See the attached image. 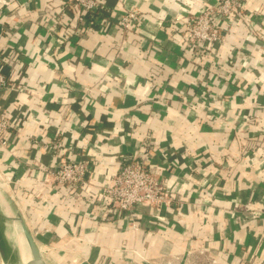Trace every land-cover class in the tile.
<instances>
[{
	"label": "crops",
	"instance_id": "crops-1",
	"mask_svg": "<svg viewBox=\"0 0 264 264\" xmlns=\"http://www.w3.org/2000/svg\"><path fill=\"white\" fill-rule=\"evenodd\" d=\"M205 1L107 0L105 15L139 5L126 40L98 23L72 35L85 21L60 15L58 0H0V64L10 78L0 114L14 119L0 141L4 264L28 258L20 223L47 264H264V0L244 3L258 29L237 21L215 54L195 61L174 17ZM146 135L172 200L139 207L131 227L92 201L118 153ZM54 136L92 167L81 196L36 183L54 161L37 143Z\"/></svg>",
	"mask_w": 264,
	"mask_h": 264
},
{
	"label": "built area",
	"instance_id": "built-area-1",
	"mask_svg": "<svg viewBox=\"0 0 264 264\" xmlns=\"http://www.w3.org/2000/svg\"><path fill=\"white\" fill-rule=\"evenodd\" d=\"M62 12L79 13L83 19V24L78 30L70 32L72 35L80 37L85 31L93 27V23L99 24V30L109 31V27L116 28L122 32L124 39H128L130 31L140 22L141 12L139 5H124L118 11L109 10V14L101 13L108 8L107 0H58ZM124 4V0H117ZM247 0H206L201 9L192 15L183 17L176 14L174 20L180 22L177 28L184 33L186 48L193 51L195 61L206 51L215 54V46L220 45L229 30L235 25L236 21H245L251 29H258L255 16L245 8ZM263 16V15H260ZM113 17H115L113 19ZM87 19V20H86ZM60 25L65 23L59 22ZM260 36L264 39V18L260 20ZM54 26L50 31H55ZM263 30V31H261ZM67 34L58 35L60 43L64 42ZM178 32L173 34L175 39ZM10 78L2 72L0 64V90L6 89ZM23 90V88H19ZM208 102H212L213 96L205 97ZM14 119L7 113L0 114V141L4 144L6 139L3 135L13 124ZM38 148L49 152L54 161L44 168V178L37 180L36 183L46 184L51 187H65L68 191L77 195L82 194L83 187L87 182L86 174L92 170L87 160L77 159L73 156L74 148L68 142L58 137L39 142ZM154 149V140L150 135L138 141L130 152L118 153V168L115 173L105 178L100 185L94 202L101 206V210H108L113 215H121L128 221L131 227L136 226V212L139 207H148L149 210L159 207H167L171 200V186L162 182L159 166L152 160L150 151ZM5 184L13 183L11 175H6L3 179ZM15 183V182H14ZM262 208L258 209L261 212ZM106 210V211H107Z\"/></svg>",
	"mask_w": 264,
	"mask_h": 264
},
{
	"label": "water",
	"instance_id": "water-1",
	"mask_svg": "<svg viewBox=\"0 0 264 264\" xmlns=\"http://www.w3.org/2000/svg\"><path fill=\"white\" fill-rule=\"evenodd\" d=\"M20 232L22 235V239L26 243L27 252H28V258L22 264H47L44 261L28 229L23 223H20ZM4 255H5L4 249L0 244V256L3 257Z\"/></svg>",
	"mask_w": 264,
	"mask_h": 264
},
{
	"label": "rangeland",
	"instance_id": "rangeland-1",
	"mask_svg": "<svg viewBox=\"0 0 264 264\" xmlns=\"http://www.w3.org/2000/svg\"><path fill=\"white\" fill-rule=\"evenodd\" d=\"M236 22H237V21H236ZM15 227H16V229H18V232H19V231H20L19 226L16 225ZM24 259H26V257H24ZM12 263H14V264H20V263H21V259H20V262L18 261V263H17V260H12ZM0 264H4V263L2 262V260H1V258H0Z\"/></svg>",
	"mask_w": 264,
	"mask_h": 264
},
{
	"label": "bare ground",
	"instance_id": "bare-ground-1",
	"mask_svg": "<svg viewBox=\"0 0 264 264\" xmlns=\"http://www.w3.org/2000/svg\"><path fill=\"white\" fill-rule=\"evenodd\" d=\"M25 245H26V243H25ZM24 244H23V247H24V251H25V257L28 255V252H27V248H26V246H25Z\"/></svg>",
	"mask_w": 264,
	"mask_h": 264
},
{
	"label": "trees",
	"instance_id": "trees-1",
	"mask_svg": "<svg viewBox=\"0 0 264 264\" xmlns=\"http://www.w3.org/2000/svg\"><path fill=\"white\" fill-rule=\"evenodd\" d=\"M242 198H243V200H246L247 197L243 196ZM206 264H208V263H206Z\"/></svg>",
	"mask_w": 264,
	"mask_h": 264
}]
</instances>
